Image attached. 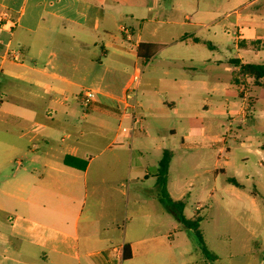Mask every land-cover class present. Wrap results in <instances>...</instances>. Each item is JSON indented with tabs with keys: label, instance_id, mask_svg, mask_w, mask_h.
<instances>
[{
	"label": "crops",
	"instance_id": "obj_1",
	"mask_svg": "<svg viewBox=\"0 0 264 264\" xmlns=\"http://www.w3.org/2000/svg\"><path fill=\"white\" fill-rule=\"evenodd\" d=\"M252 4L226 14L234 34L215 44L168 0H0V264H215L159 198L162 157L145 163L140 149L163 156L177 135L186 149L215 147L207 116L229 112L236 93L234 124L264 127L249 88L264 80L239 74L264 64L247 60L264 59V20L241 13ZM168 177L184 202L190 191ZM202 189L214 196L216 184Z\"/></svg>",
	"mask_w": 264,
	"mask_h": 264
},
{
	"label": "rangeland",
	"instance_id": "obj_2",
	"mask_svg": "<svg viewBox=\"0 0 264 264\" xmlns=\"http://www.w3.org/2000/svg\"><path fill=\"white\" fill-rule=\"evenodd\" d=\"M168 1L181 3L192 17L193 25L208 24L207 28H202L207 35L205 38L221 44L225 33L234 34V25L231 24L234 16L226 14L252 0ZM197 10H200L198 15L195 13ZM241 13L264 20V0H253V4L242 9ZM212 21L218 25L211 24ZM230 50L231 46L228 50L223 49L219 56L223 59L225 54H231ZM247 60L264 62V59ZM227 66L233 67L228 61H223L219 72L220 77L226 80L230 77V73L224 70ZM249 88L256 114L264 115L261 114L264 110V87ZM243 99L249 102V98ZM235 100L230 104L229 112L209 113L212 118L207 116V121L213 122V134L217 136L210 142L221 141L215 147L186 149L180 143L181 135L167 145L171 152L170 179L190 191L184 201L186 215H195L196 207L203 205L199 211L202 217L199 229L208 241V251L214 256L211 261L215 264H264V127L234 124L236 116L232 110H239L242 104L237 93ZM148 123L147 120L145 126ZM140 152L144 162L149 164H155L162 157L161 151L156 149H140ZM230 178L237 179L242 186L230 183ZM203 182L216 184L214 196L207 197L202 189Z\"/></svg>",
	"mask_w": 264,
	"mask_h": 264
},
{
	"label": "trees",
	"instance_id": "obj_3",
	"mask_svg": "<svg viewBox=\"0 0 264 264\" xmlns=\"http://www.w3.org/2000/svg\"><path fill=\"white\" fill-rule=\"evenodd\" d=\"M241 75H250L254 77L257 81L263 79L264 80V64H251L247 63L241 67L240 73ZM262 149H264V143L262 145ZM170 160H171V153L169 151H165L163 153V156L159 162V170L157 174V183L159 187V198L160 200L166 204L176 215L177 219L181 221V223L187 228L194 232L196 235L201 249L204 253V255L207 258H214V256L208 251L204 238L201 234V231L199 229L200 222L202 221V217L197 215L192 219H187L183 215V209H184V202L182 201H174L167 189L168 185V176H169V166H170ZM74 162H82L83 166H86V161L78 159L76 157L72 156H66L65 157V163L67 165H73ZM229 181L231 183H234L236 185H241L235 178H230Z\"/></svg>",
	"mask_w": 264,
	"mask_h": 264
},
{
	"label": "built area",
	"instance_id": "obj_4",
	"mask_svg": "<svg viewBox=\"0 0 264 264\" xmlns=\"http://www.w3.org/2000/svg\"><path fill=\"white\" fill-rule=\"evenodd\" d=\"M123 31L127 34L128 37H130L131 33L129 32V30L126 28V27H123L122 28ZM18 55H19V52L17 51H10L8 54H7V57L9 59H12V60H15L17 61L18 60ZM135 80H138V76L135 77ZM133 93L132 92H128L127 94V98H131L133 99V97H131V94ZM95 92L93 90H86L83 95H82V99H81V102H82V105L83 107L87 110L91 107V105L93 104L94 102V99H95ZM135 109H136V102H133V104H129V110L130 112L133 114V118H134V122L137 123V122H141V117L140 116H137L135 115ZM136 129V124L133 125L132 127H124L122 130L123 132L125 133H133Z\"/></svg>",
	"mask_w": 264,
	"mask_h": 264
}]
</instances>
